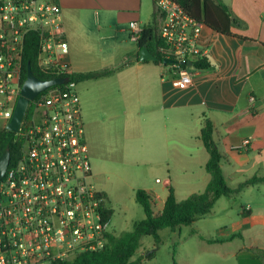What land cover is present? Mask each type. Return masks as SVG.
Masks as SVG:
<instances>
[{
	"label": "crops",
	"instance_id": "0c3cea01",
	"mask_svg": "<svg viewBox=\"0 0 264 264\" xmlns=\"http://www.w3.org/2000/svg\"><path fill=\"white\" fill-rule=\"evenodd\" d=\"M39 1L60 7L73 74L113 69L76 83L92 176L107 202L115 191L107 182H124L126 176L162 208L169 188L177 202L202 193L210 181L205 170L209 156L200 140L206 119L213 125L225 180L246 172L248 165L249 171L260 166L264 171V0H221L242 26L232 29L238 36L204 27L210 68L192 71L187 89L173 85L169 67L136 60L129 24L151 26L153 0ZM149 2L151 19L145 14ZM231 161L236 167L226 175ZM147 176L150 183L145 184ZM241 215L250 230L264 225V216L253 214L251 207ZM229 239L224 241L234 238Z\"/></svg>",
	"mask_w": 264,
	"mask_h": 264
},
{
	"label": "built area",
	"instance_id": "2783aa9c",
	"mask_svg": "<svg viewBox=\"0 0 264 264\" xmlns=\"http://www.w3.org/2000/svg\"><path fill=\"white\" fill-rule=\"evenodd\" d=\"M153 1L159 12L161 64L164 59L175 61L163 65L173 72V85L187 89L193 82V63L207 54L205 26L173 0ZM60 15L54 2L0 0V118L5 126L20 97L29 33L39 38L42 73L55 78L73 74ZM141 32L138 23L129 24L130 41L137 43ZM29 108L31 116L19 131L21 156L0 180V264L73 262L80 254L104 249L111 232L110 219L104 217L106 196L90 181L76 83L69 78L47 88L29 101L27 112ZM248 144L249 139L241 147Z\"/></svg>",
	"mask_w": 264,
	"mask_h": 264
},
{
	"label": "trees",
	"instance_id": "16d2710c",
	"mask_svg": "<svg viewBox=\"0 0 264 264\" xmlns=\"http://www.w3.org/2000/svg\"><path fill=\"white\" fill-rule=\"evenodd\" d=\"M179 4L184 11L198 22L213 32L223 36H238L232 33V29L241 27L242 22L235 17L227 5L221 0H173ZM153 22L151 26L142 29L139 40L136 43L138 53L146 47L159 60L155 63L161 64L158 47L161 40L158 36L157 11L153 1ZM39 38L35 33H29L25 37L24 49L22 55L21 82L26 78V67L29 64L34 75L41 80L54 79V75L42 73L38 68ZM195 70H206L210 68L207 57L199 58L193 63ZM113 69H105L97 72H88L69 75L71 81L77 83L83 80L97 79L107 76ZM32 109L29 108L25 120L31 116ZM200 140L208 153V161L205 165L206 172L210 175V181L206 189L199 194H193L190 197L177 202L171 188L168 190V196L164 202L163 208L159 213L154 212V201L151 194L145 190H136L135 200L142 207L145 218L134 226L132 232L116 236L114 233L107 235V244L104 249L97 252L80 254L73 262H54L52 264H140L141 260H134L133 257L140 247V240L144 236H151L154 239V246L160 244L159 232L163 229L174 231L180 229L183 225H190L200 217L210 213L216 202L222 198H229L239 190H231L226 184L220 164L222 156L218 150L217 144L213 139V125L209 119L203 123ZM22 139L19 133H14L5 128L0 131V155L9 150L11 167L21 156ZM264 182L257 180L256 177L250 179L244 184V187L256 185ZM107 200V199H106ZM108 202L104 204L106 219L113 215V209H108ZM240 237V235H238ZM235 238L232 236L229 240ZM211 243H223L224 240L210 241ZM150 254L149 256H151ZM239 264H264V250L246 249L239 252Z\"/></svg>",
	"mask_w": 264,
	"mask_h": 264
},
{
	"label": "rangeland",
	"instance_id": "374dc122",
	"mask_svg": "<svg viewBox=\"0 0 264 264\" xmlns=\"http://www.w3.org/2000/svg\"><path fill=\"white\" fill-rule=\"evenodd\" d=\"M146 10L147 17L151 19V2L145 9V14ZM156 23L159 28L158 19ZM4 126L5 121L0 118V131ZM231 163L233 164L231 169L224 168L226 175L236 167L235 161ZM244 167L246 172L239 171L234 175H227L226 179L228 188L233 191L239 190L238 193L229 198H220L209 214L190 225H183L174 231L170 229L160 231L158 247L154 246V239L151 236L142 237L134 260H141L140 264H239V252L246 249H263L264 225H257L251 230L244 227L241 210L248 206L252 208L253 214L264 216V182L244 187V184L254 177L260 181L264 180V171L261 166L254 171H249L251 165ZM126 177L124 182H107L108 185L113 184L115 188L114 195L109 197L107 205L113 209L110 230L116 236L132 232L134 226L145 218L142 207L135 200L139 183L131 176ZM155 178L162 180L161 176ZM90 181L97 190L100 188L94 176ZM144 183H150L149 176L144 179ZM161 208L160 203H154L156 214ZM234 235L235 238L230 242L208 243L209 240H226ZM150 254L152 255L149 256Z\"/></svg>",
	"mask_w": 264,
	"mask_h": 264
},
{
	"label": "water",
	"instance_id": "95a60500",
	"mask_svg": "<svg viewBox=\"0 0 264 264\" xmlns=\"http://www.w3.org/2000/svg\"><path fill=\"white\" fill-rule=\"evenodd\" d=\"M138 58L140 61H153L156 62L159 59L153 55L148 48L143 47L139 53ZM163 64H173L175 61L164 59ZM187 67H191L192 64L189 62L186 64ZM69 81L68 77L54 78L51 80L38 79L31 70L30 65L26 67V78L22 84L20 97L17 100L15 109L11 116V119L6 124L5 129L14 133H19L22 122L25 118L29 101L34 99L39 93L43 92L49 87L62 85ZM10 162L9 150H5L0 155V180L4 177L6 170Z\"/></svg>",
	"mask_w": 264,
	"mask_h": 264
}]
</instances>
